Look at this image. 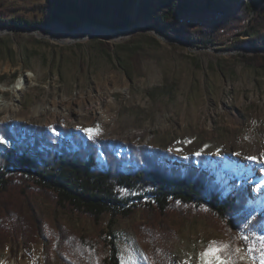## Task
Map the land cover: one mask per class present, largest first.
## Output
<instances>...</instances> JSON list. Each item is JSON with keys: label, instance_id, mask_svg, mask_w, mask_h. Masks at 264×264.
<instances>
[{"label": "rangeland", "instance_id": "obj_1", "mask_svg": "<svg viewBox=\"0 0 264 264\" xmlns=\"http://www.w3.org/2000/svg\"><path fill=\"white\" fill-rule=\"evenodd\" d=\"M9 1L23 6L37 0ZM186 22L191 28L217 24L200 17ZM248 22L238 30L223 26L206 47L166 39L148 23L134 26L139 30L125 39L73 42L44 30L130 28L0 27V159L21 151L19 147L29 149L28 129L32 137L38 129L47 130L68 145L72 140L62 131H73L87 141L110 144L115 161L109 163L101 149L98 161L115 174L136 171L135 160L145 152L179 165L193 162L215 178L225 195L244 188L249 196L244 215L263 220L261 230L243 226L235 233L208 207L175 205L163 215L154 206L138 204L130 218L109 214L96 222L61 208L52 193L16 176L0 195V264H64L57 244L63 228L100 243L113 241L121 264H154L150 254L155 243L166 250L161 256L165 264L189 256L195 264L210 239L242 247L239 233L251 237L259 259L264 236V164L257 162L264 160V49L250 47ZM54 109L71 116L55 115ZM87 129L101 134L90 139ZM160 224L170 231L158 233Z\"/></svg>", "mask_w": 264, "mask_h": 264}, {"label": "trees", "instance_id": "obj_2", "mask_svg": "<svg viewBox=\"0 0 264 264\" xmlns=\"http://www.w3.org/2000/svg\"><path fill=\"white\" fill-rule=\"evenodd\" d=\"M13 4L0 0V27L35 29L57 24L72 31L88 24L121 31L148 23L166 39L181 38L192 47H206L214 44L223 26L238 30L249 21L245 34L250 47L264 49V0H37L23 6ZM191 17L214 18L217 24L191 28L186 22ZM62 133L71 138L72 145L61 143L44 129L32 137L28 129L29 149L19 147L21 151L0 159V195L10 188L13 177L20 176L28 185L52 193L61 208L96 222L109 214L130 218L138 204L154 206L163 215L175 205H185L212 209L235 233L243 226L263 228L262 219L249 220L244 215L249 204L244 188L225 195L215 178L193 162L179 165L162 154L145 152L135 160L136 171L115 174L102 169L98 161V149L109 163L115 161L110 144L87 141L73 131ZM237 223L243 226L234 227ZM166 230L170 231L165 224L157 228L160 234ZM57 244L64 264H121L115 243L107 239L100 243L63 228ZM155 245L152 262L165 264L161 256L166 250ZM172 263V259L166 262Z\"/></svg>", "mask_w": 264, "mask_h": 264}, {"label": "snow or ice", "instance_id": "obj_3", "mask_svg": "<svg viewBox=\"0 0 264 264\" xmlns=\"http://www.w3.org/2000/svg\"><path fill=\"white\" fill-rule=\"evenodd\" d=\"M86 133L90 139H94L101 134L99 129H87ZM176 151L182 153L183 149H177ZM195 155L200 156L201 153L196 152ZM183 158L185 160L188 159L187 156ZM248 159L256 158L249 157ZM257 162L264 164V160H258ZM242 226L243 223L234 225L236 228ZM233 239L235 240L236 238L234 237ZM238 239L242 247L210 239L205 243L203 251L197 254L195 264H264V236L260 237L261 247L259 259L256 256V248L251 244L250 236L245 233H239ZM178 264H193V259L189 256L187 259L178 261Z\"/></svg>", "mask_w": 264, "mask_h": 264}, {"label": "bare ground", "instance_id": "obj_4", "mask_svg": "<svg viewBox=\"0 0 264 264\" xmlns=\"http://www.w3.org/2000/svg\"><path fill=\"white\" fill-rule=\"evenodd\" d=\"M44 32L58 38V40L64 41H83L92 37H106L113 40H121L128 37L130 34L128 31L125 32H111L100 28H94L90 26H83L75 32H69L64 28L54 26L52 29H45ZM23 88V87H22ZM40 110H36L35 113L38 114ZM55 115H60L62 117H70L71 115L67 111H59L54 109Z\"/></svg>", "mask_w": 264, "mask_h": 264}, {"label": "water", "instance_id": "obj_5", "mask_svg": "<svg viewBox=\"0 0 264 264\" xmlns=\"http://www.w3.org/2000/svg\"><path fill=\"white\" fill-rule=\"evenodd\" d=\"M138 30L139 29L137 27H132V28H130V30L128 32H129V34H132V33L136 32ZM29 31H31V30H29ZM68 42H73V41H68Z\"/></svg>", "mask_w": 264, "mask_h": 264}]
</instances>
